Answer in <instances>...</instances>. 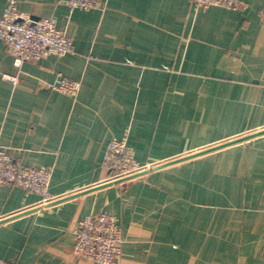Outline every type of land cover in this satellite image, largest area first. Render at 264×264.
<instances>
[{
    "label": "crops",
    "instance_id": "1",
    "mask_svg": "<svg viewBox=\"0 0 264 264\" xmlns=\"http://www.w3.org/2000/svg\"><path fill=\"white\" fill-rule=\"evenodd\" d=\"M17 1L34 19L56 17L76 51L25 62L13 84L0 39V147L50 169L59 196L41 205L37 194L0 186V257L96 264L74 252L75 232L84 216L107 210L123 232L117 264H264V0L239 9ZM8 3L0 0V16ZM63 77L81 83L77 95L50 87ZM113 139L140 163L162 165L108 181Z\"/></svg>",
    "mask_w": 264,
    "mask_h": 264
},
{
    "label": "built area",
    "instance_id": "2",
    "mask_svg": "<svg viewBox=\"0 0 264 264\" xmlns=\"http://www.w3.org/2000/svg\"><path fill=\"white\" fill-rule=\"evenodd\" d=\"M70 9L103 8L102 0H65ZM201 8L223 6L239 9L241 0H193ZM0 39L12 56L16 73L5 74L13 84L19 81V72L27 61L37 60L45 55H66L76 51L73 39L59 26L56 17L45 16L34 19L19 10L17 0H9L0 16ZM81 83L69 78H61L50 84L54 90L75 96ZM160 163H140L126 140L113 139L105 152L103 166L108 170V181H126L142 176ZM52 172L48 168L27 167L15 160L9 152L0 147V186L14 184L29 193L40 196V204H49L59 196L50 191ZM74 252L96 264H117L124 242L123 232L117 217L107 210L84 216L76 229ZM0 264H15L0 257Z\"/></svg>",
    "mask_w": 264,
    "mask_h": 264
},
{
    "label": "water",
    "instance_id": "3",
    "mask_svg": "<svg viewBox=\"0 0 264 264\" xmlns=\"http://www.w3.org/2000/svg\"><path fill=\"white\" fill-rule=\"evenodd\" d=\"M263 132H264V131H263ZM257 134H259V132H258ZM253 135H255V134H253ZM248 137H249V136H245V137H242V138H238V139H235V140H231V141H228V142H225V143L219 144V145H217V146H213L212 148H210V149H208V150H203V151L199 152V154H202V153L208 152V151H210V150H214V149H217V148L223 147V146H225V145H228V144H231V143H234V142H238V141H240V140H242V139H246V138H248ZM166 164H167V163H166Z\"/></svg>",
    "mask_w": 264,
    "mask_h": 264
}]
</instances>
